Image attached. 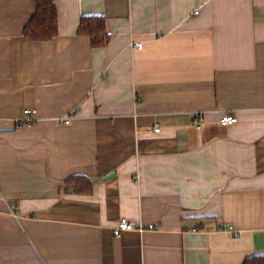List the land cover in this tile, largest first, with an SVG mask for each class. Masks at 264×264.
<instances>
[{
  "label": "crops",
  "instance_id": "0c3cea01",
  "mask_svg": "<svg viewBox=\"0 0 264 264\" xmlns=\"http://www.w3.org/2000/svg\"><path fill=\"white\" fill-rule=\"evenodd\" d=\"M54 2L37 42L36 0H0V264L264 256V0ZM98 15L93 48L78 30ZM122 219L155 228L117 238Z\"/></svg>",
  "mask_w": 264,
  "mask_h": 264
},
{
  "label": "trees",
  "instance_id": "16d2710c",
  "mask_svg": "<svg viewBox=\"0 0 264 264\" xmlns=\"http://www.w3.org/2000/svg\"><path fill=\"white\" fill-rule=\"evenodd\" d=\"M36 13L28 23L25 36L37 41H52L59 33V14L54 0H36ZM78 35L91 38L93 48L106 46L109 36L106 30L105 18L102 15L84 16ZM76 179V180H75ZM75 181H69L75 191L90 193L92 191V180H82L75 177ZM244 264H264V256H253Z\"/></svg>",
  "mask_w": 264,
  "mask_h": 264
},
{
  "label": "built area",
  "instance_id": "2783aa9c",
  "mask_svg": "<svg viewBox=\"0 0 264 264\" xmlns=\"http://www.w3.org/2000/svg\"><path fill=\"white\" fill-rule=\"evenodd\" d=\"M135 47L137 49H141L143 48V43L142 44H137L135 45ZM25 116L27 119H21V120H18L17 122V125L18 127H30L31 125H34L35 123V120L33 118H31L30 116H32L35 111L34 110H25ZM195 120V124L198 126V127H201L202 126V123H203V118H201L200 116H196L194 118ZM239 122V118L236 117V116H233V115H224L222 116V119L220 121L221 125L224 126V127H230L231 125H235ZM64 123H67L69 124V119H67ZM160 128L159 129H155V132H159ZM155 227L153 225H149L148 228H145L142 224H137V223H132L126 219H122L120 220V223L119 225L114 229V236H116L117 238H120L122 233L123 232H126V231H134V230H138L140 232H143V231H146V230H151V229H154Z\"/></svg>",
  "mask_w": 264,
  "mask_h": 264
},
{
  "label": "water",
  "instance_id": "95a60500",
  "mask_svg": "<svg viewBox=\"0 0 264 264\" xmlns=\"http://www.w3.org/2000/svg\"><path fill=\"white\" fill-rule=\"evenodd\" d=\"M112 175L108 176V177H111Z\"/></svg>",
  "mask_w": 264,
  "mask_h": 264
}]
</instances>
